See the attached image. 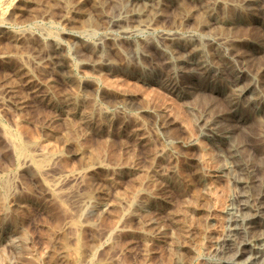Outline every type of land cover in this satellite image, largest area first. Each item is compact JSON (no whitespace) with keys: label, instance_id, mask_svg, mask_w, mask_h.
Instances as JSON below:
<instances>
[{"label":"rangeland","instance_id":"rangeland-1","mask_svg":"<svg viewBox=\"0 0 264 264\" xmlns=\"http://www.w3.org/2000/svg\"><path fill=\"white\" fill-rule=\"evenodd\" d=\"M0 5V264H246L264 0Z\"/></svg>","mask_w":264,"mask_h":264},{"label":"bare ground","instance_id":"bare-ground-1","mask_svg":"<svg viewBox=\"0 0 264 264\" xmlns=\"http://www.w3.org/2000/svg\"><path fill=\"white\" fill-rule=\"evenodd\" d=\"M1 6V5H0ZM5 7V6H4ZM4 9V8H3ZM6 10V9H5ZM0 12H2V10L0 11ZM0 16H1V14H0ZM3 18V17H2ZM42 30V29H41ZM52 32V31H51ZM53 34V33H52ZM53 37V36H52ZM50 40V39H49ZM55 41V40H54ZM185 42V41H184ZM188 43V42H187ZM57 44V43H56ZM185 45V43H182V45ZM11 134V133H10ZM24 148V147H23ZM19 155V154H18ZM47 156V155H46ZM45 157V156H44ZM45 158H47V157H45ZM35 163V162H34ZM39 166V165H38ZM260 197V196H259ZM262 197V196H261ZM258 201V200H257ZM259 202H260V200H259ZM264 203V202H263ZM260 204H261V202H260ZM259 204V205H260ZM264 205V204H263ZM255 207V206H254ZM259 207V206H258ZM260 208V207H259ZM246 210V209H245ZM248 210V209H247ZM252 210H254V208L252 209ZM251 210V211H252ZM249 211V210H248ZM257 213V212H256ZM255 214V213H254ZM258 214V213H257ZM256 215V214H255ZM262 215V214H261ZM264 215V214H263ZM250 216V215H249ZM253 216V214H251V216L250 217H252ZM249 217V218H250ZM261 217H264V216H261ZM247 218V217H246ZM243 219H245V218H243ZM248 219V218H247ZM251 219V218H250ZM242 221H244V220H242ZM247 224V223H246ZM245 224V225H246ZM263 224V223H262ZM248 225H249V223H248ZM254 225V224H253ZM250 226V225H249ZM242 227V226H241ZM254 228H255V226H254ZM241 229V228H240ZM236 231V230H235ZM239 232V231H238ZM256 232V231H255ZM262 242V241H261ZM229 244H231V243H229ZM263 244V242L261 243V245ZM232 245H233V243H232ZM231 245V246H232ZM260 245V244H259ZM259 246V247H256V248H254V250H252L251 251V256L250 257H247L248 259H247V262H246V264H258L259 262H260V260H261V263L263 264L264 263V245L263 246ZM230 246V247H231ZM226 248V247H225ZM228 248V247H227ZM245 249V248H244ZM246 249H248V248H246ZM224 250V249H223ZM226 251V250H225ZM227 252V251H226ZM245 252V251H244ZM246 254V253H245ZM234 256V255H233ZM245 264V263H244ZM260 264V263H259Z\"/></svg>","mask_w":264,"mask_h":264}]
</instances>
